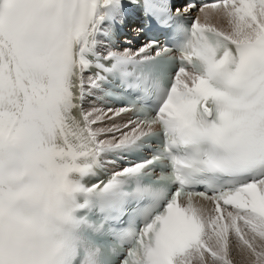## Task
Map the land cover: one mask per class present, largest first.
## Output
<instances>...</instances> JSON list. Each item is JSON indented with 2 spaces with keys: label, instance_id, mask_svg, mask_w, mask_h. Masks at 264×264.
<instances>
[{
  "label": "snow or ice",
  "instance_id": "6c2138e0",
  "mask_svg": "<svg viewBox=\"0 0 264 264\" xmlns=\"http://www.w3.org/2000/svg\"><path fill=\"white\" fill-rule=\"evenodd\" d=\"M234 252L264 264V0H0V264Z\"/></svg>",
  "mask_w": 264,
  "mask_h": 264
},
{
  "label": "bare ground",
  "instance_id": "6f19581e",
  "mask_svg": "<svg viewBox=\"0 0 264 264\" xmlns=\"http://www.w3.org/2000/svg\"><path fill=\"white\" fill-rule=\"evenodd\" d=\"M196 202L203 203V204L207 203L204 201H200L199 199H196ZM232 259H233V264H246V261L244 260L243 256H241L239 253L234 252ZM191 264H198V260L195 257H193L191 260Z\"/></svg>",
  "mask_w": 264,
  "mask_h": 264
}]
</instances>
